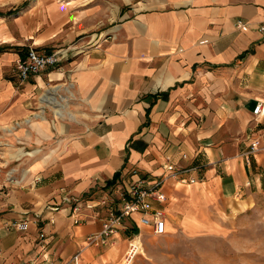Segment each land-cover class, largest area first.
Listing matches in <instances>:
<instances>
[{
  "label": "crops",
  "instance_id": "1",
  "mask_svg": "<svg viewBox=\"0 0 264 264\" xmlns=\"http://www.w3.org/2000/svg\"><path fill=\"white\" fill-rule=\"evenodd\" d=\"M260 26L264 0H0V264H73L133 182H160L168 226L264 206ZM28 48L59 60L20 80ZM136 231L122 217L76 264H110Z\"/></svg>",
  "mask_w": 264,
  "mask_h": 264
},
{
  "label": "rangeland",
  "instance_id": "2",
  "mask_svg": "<svg viewBox=\"0 0 264 264\" xmlns=\"http://www.w3.org/2000/svg\"><path fill=\"white\" fill-rule=\"evenodd\" d=\"M203 215L189 213L183 224L166 225L161 235L149 228L136 231L139 249L129 264H264V206ZM121 255L109 263L124 264ZM91 260L86 264H101Z\"/></svg>",
  "mask_w": 264,
  "mask_h": 264
},
{
  "label": "built area",
  "instance_id": "3",
  "mask_svg": "<svg viewBox=\"0 0 264 264\" xmlns=\"http://www.w3.org/2000/svg\"><path fill=\"white\" fill-rule=\"evenodd\" d=\"M244 23L241 21H236L235 27L239 28L243 26ZM260 32H264V27L260 26L258 28ZM201 41L200 43H203ZM57 53H38L32 48H28L25 56L22 59H19L16 64V71L18 78L20 80H25L28 76L37 75L46 68L53 67L59 60ZM264 113V105L261 102H258L254 105L252 109V115L256 118ZM18 122L12 124V127H17ZM260 150L258 141L252 140L249 144L247 151L244 153V156L249 154H254ZM167 175H173L179 173L171 165H167L165 168ZM191 182V181H190ZM160 182H155L151 187H144L140 182H133L127 185L124 188L117 189V195L121 200L120 207L114 212L112 210L108 211L102 218L100 223V228L96 232L89 233L82 238V246H97L100 243H103L107 237L115 234L120 225L121 218L126 216L128 217L134 226L137 228V234L140 233L141 227L149 228V231L153 235H161L165 231V220L164 213L160 207H154L150 204V199L155 201H160L161 196L157 192ZM61 201L64 203H70L71 198L68 193H64L61 196ZM105 200H99L97 204L88 205L86 202L83 203V206H80L78 202H74L69 206V216L72 218V223L76 224L80 222L78 217L79 209L84 207L88 209H93L96 205L104 204ZM14 227H19L21 224H12ZM130 237L127 242L125 249L121 255V260L125 264H129L131 260L135 257L139 249L138 235ZM42 233H38V237H42ZM79 248L75 253H73L69 261L73 264H76L78 259L80 249ZM28 264H46L43 260L37 261L32 260Z\"/></svg>",
  "mask_w": 264,
  "mask_h": 264
},
{
  "label": "bare ground",
  "instance_id": "4",
  "mask_svg": "<svg viewBox=\"0 0 264 264\" xmlns=\"http://www.w3.org/2000/svg\"><path fill=\"white\" fill-rule=\"evenodd\" d=\"M165 226H166V224H165ZM123 262V261H122ZM124 263V262H123ZM125 264V263H124Z\"/></svg>",
  "mask_w": 264,
  "mask_h": 264
}]
</instances>
